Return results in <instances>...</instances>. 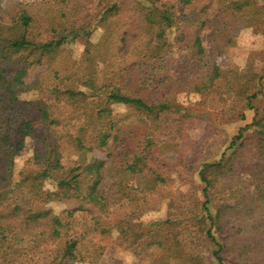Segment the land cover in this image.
Wrapping results in <instances>:
<instances>
[{
	"label": "trees",
	"instance_id": "1",
	"mask_svg": "<svg viewBox=\"0 0 264 264\" xmlns=\"http://www.w3.org/2000/svg\"><path fill=\"white\" fill-rule=\"evenodd\" d=\"M6 1L0 264H37L42 256L52 264H99L108 247L139 264H264V91L252 93L262 78L253 70L242 71L235 95L254 117L219 158L201 165L200 200L170 202L157 220L150 203L153 195L168 198L173 170H191L198 115L180 93L209 96L228 86L207 57L203 31H214V54L232 43L235 26L264 37V0H16L10 11ZM121 13L126 23L116 19ZM75 39L84 42L79 60ZM260 96L261 108L254 104ZM56 106L69 107V116L56 117ZM66 149L106 159L67 162ZM25 156L34 170L17 173ZM68 200L77 206H52ZM118 205L124 217L112 221Z\"/></svg>",
	"mask_w": 264,
	"mask_h": 264
},
{
	"label": "rangeland",
	"instance_id": "2",
	"mask_svg": "<svg viewBox=\"0 0 264 264\" xmlns=\"http://www.w3.org/2000/svg\"><path fill=\"white\" fill-rule=\"evenodd\" d=\"M121 0H119L120 2ZM16 4V0H7L3 4L6 11H10ZM113 10V9H112ZM129 18L127 13L119 14L116 19L126 23ZM174 35V34H173ZM213 35L214 31L210 28L203 31V42L207 50V57L217 60L221 68L222 75L227 80L228 86L222 94H213L209 96L187 95L180 93L178 100L185 107L198 115V121L195 130L192 133V142L189 147L188 164L191 165L188 170L186 167L176 168L172 172V180L166 188L167 199L161 200L157 195L150 197L151 206L154 209L153 220L162 219L169 213L170 202L176 206L181 203L192 205L201 197V182L198 179V172L201 165L208 161H215L219 158L222 151L227 146L229 138L236 133L239 127L252 121L254 111L247 108L245 97H238L235 91L238 87L241 73L249 68L262 76L261 80L256 81L252 86V93L264 91V37L255 32L252 28L235 26L234 40L223 52L213 53ZM98 33L95 34V38ZM73 57L79 60L84 52L83 40L75 39L72 42ZM46 69L45 65L40 66L35 74L27 78L30 83L35 75ZM29 97H33L31 94ZM256 107H262L263 98L260 96L254 101ZM71 109L67 106L54 107V115L58 118H67ZM242 116H245L243 120ZM64 155L67 162L76 160L88 161L93 158L105 160V155L98 152L78 153L71 149H66ZM29 156L21 157L17 161V173L25 169L28 173L34 168L27 165ZM12 199H19L14 191L11 193ZM56 212L63 209H73L77 206L75 201L68 200L63 203L52 205ZM124 217L122 205L114 208L111 216L112 221H117ZM52 260L47 256L38 259L37 264H52ZM83 264V263H77ZM99 264H139L138 260L128 251L119 248L108 247L103 259Z\"/></svg>",
	"mask_w": 264,
	"mask_h": 264
}]
</instances>
